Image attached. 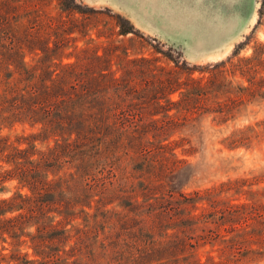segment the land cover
<instances>
[{
    "label": "trees",
    "instance_id": "16d2710c",
    "mask_svg": "<svg viewBox=\"0 0 264 264\" xmlns=\"http://www.w3.org/2000/svg\"><path fill=\"white\" fill-rule=\"evenodd\" d=\"M44 4L0 0V194L8 183L16 189L0 200V238L11 240L9 259L201 264L193 255L180 257L198 245L246 243L248 233L233 228L243 213L231 206L215 207L216 230L200 225L199 194L182 191L192 167L176 147L153 145L211 112L202 99L224 84L213 76L204 85L187 63L173 61L176 69L167 70L156 58L132 57L112 45V34L104 35V45L88 39L79 47L73 34L85 39L88 31L63 13L95 10L62 0L61 14L53 16ZM179 90H186L183 99L172 101ZM230 221L229 232L243 233L228 240L220 230ZM25 244L36 259L21 254Z\"/></svg>",
    "mask_w": 264,
    "mask_h": 264
},
{
    "label": "rangeland",
    "instance_id": "374dc122",
    "mask_svg": "<svg viewBox=\"0 0 264 264\" xmlns=\"http://www.w3.org/2000/svg\"><path fill=\"white\" fill-rule=\"evenodd\" d=\"M38 1L45 2L46 12L53 16L61 14L62 0ZM118 1L78 0L79 4L95 12L83 7L87 15L76 11L63 13L66 19L79 22L82 26L81 29L78 25L79 30L88 31L85 39H81L78 33L73 34L72 37L79 38L75 44L83 47L86 40L93 39L97 44L104 45L106 37L112 34V45L128 48L132 57L156 58L167 70L176 69L173 61H179L180 65L187 63L191 68L197 67L191 76L202 80L204 85L213 76L224 84L220 92L210 91L211 94L202 99L211 112L193 116V121L164 142H154L153 139L152 142L153 145L176 147L178 158L185 162L184 165L192 167L189 182L182 191L193 196L199 194L201 200L194 214L200 218V225L216 230L217 225L213 221H220V214L211 217L215 207L221 212L231 206L234 214L243 213L240 215L243 220L238 222L239 218H236L234 225L230 221L220 232L230 240L244 230L248 233V240L241 247L224 244L194 246L180 258L193 255L194 260L201 264H264V0H240V4L236 2L238 0H233L231 4L224 5L219 0H208L207 5L217 12L220 21H237L239 31L244 26L223 49L206 52V55L193 51L190 30L164 33ZM87 18H95L96 21L90 20L91 23ZM130 26L134 27L132 33L121 34ZM174 38L187 40L188 45ZM222 61L227 62L218 70L211 72L212 67L206 69ZM181 77L185 79L186 74ZM184 92L186 90L177 91L170 96L171 100L180 101ZM173 114L172 111L170 115ZM155 118L163 120L161 115ZM6 187L7 190L0 194V200L16 193L14 184L8 183ZM206 220L209 221L207 224ZM232 225L237 230H243L229 232ZM10 243L7 235L0 238V252L5 255L0 264H17L9 259L13 251ZM21 252L30 260L36 259L30 245H23ZM178 264L188 263L181 259Z\"/></svg>",
    "mask_w": 264,
    "mask_h": 264
},
{
    "label": "bare ground",
    "instance_id": "6f19581e",
    "mask_svg": "<svg viewBox=\"0 0 264 264\" xmlns=\"http://www.w3.org/2000/svg\"><path fill=\"white\" fill-rule=\"evenodd\" d=\"M119 1H121V4H125L126 6L133 9L135 15L137 14L139 18L142 17L146 22L151 24V26L163 30L164 33H179V32L182 33L190 30L191 36L193 38L192 49L193 51L195 50L199 51L200 54L205 53L206 55V52L209 51L214 52L223 49L228 43V41H230L236 34L240 33V31L244 26L243 25L239 31V27H238L239 24L237 23V21L235 20L220 21L219 18L217 17V12H213L210 6L207 5L208 0H119ZM219 1L223 5L227 4L228 2H230V4L233 2V0H219ZM236 2L240 4V0ZM174 39L181 40V38H174ZM181 41L186 43L188 42L187 40L186 41L181 40Z\"/></svg>",
    "mask_w": 264,
    "mask_h": 264
},
{
    "label": "water",
    "instance_id": "95a60500",
    "mask_svg": "<svg viewBox=\"0 0 264 264\" xmlns=\"http://www.w3.org/2000/svg\"><path fill=\"white\" fill-rule=\"evenodd\" d=\"M179 41H181V40H179ZM182 42V41H181Z\"/></svg>",
    "mask_w": 264,
    "mask_h": 264
}]
</instances>
